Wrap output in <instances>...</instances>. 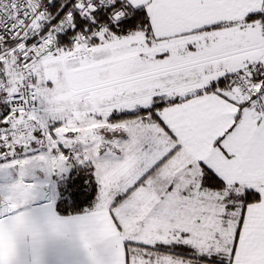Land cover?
<instances>
[{"label":"snow or ice","instance_id":"6c2138e0","mask_svg":"<svg viewBox=\"0 0 264 264\" xmlns=\"http://www.w3.org/2000/svg\"><path fill=\"white\" fill-rule=\"evenodd\" d=\"M53 181L90 264H264V0H0V264Z\"/></svg>","mask_w":264,"mask_h":264},{"label":"crops","instance_id":"0c3cea01","mask_svg":"<svg viewBox=\"0 0 264 264\" xmlns=\"http://www.w3.org/2000/svg\"><path fill=\"white\" fill-rule=\"evenodd\" d=\"M59 185L53 181L51 188H46L41 196L26 206L25 211L39 226L41 235L33 240L31 236L22 238L15 260V264H90L87 252L79 241L78 230L74 225L63 236L52 235L47 228V212L51 211L62 220L74 221L81 214L61 216L56 212L55 199L58 195ZM94 206V204H93Z\"/></svg>","mask_w":264,"mask_h":264},{"label":"trees","instance_id":"16d2710c","mask_svg":"<svg viewBox=\"0 0 264 264\" xmlns=\"http://www.w3.org/2000/svg\"><path fill=\"white\" fill-rule=\"evenodd\" d=\"M55 201H56V205H55L56 212H58V214L61 216L75 215V214H81L83 212H87V210L91 209L94 204L93 202H89L74 206L71 205L70 203L62 202L59 196L55 199Z\"/></svg>","mask_w":264,"mask_h":264}]
</instances>
